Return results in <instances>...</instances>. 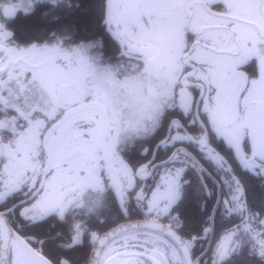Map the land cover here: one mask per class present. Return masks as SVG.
Here are the masks:
<instances>
[{"label":"snow or ice","instance_id":"snow-or-ice-1","mask_svg":"<svg viewBox=\"0 0 264 264\" xmlns=\"http://www.w3.org/2000/svg\"><path fill=\"white\" fill-rule=\"evenodd\" d=\"M0 264H264V0L0 3Z\"/></svg>","mask_w":264,"mask_h":264},{"label":"clouds","instance_id":"clouds-1","mask_svg":"<svg viewBox=\"0 0 264 264\" xmlns=\"http://www.w3.org/2000/svg\"><path fill=\"white\" fill-rule=\"evenodd\" d=\"M5 2V0H0V3ZM67 3H70V5L73 8H84L87 5H82V0H66ZM97 43H99L102 46V38L97 37L96 38ZM81 43H88V41H81ZM100 56H103V52H100ZM56 62L58 64L66 63L65 58L63 56H57ZM57 90L59 91L62 87H65L63 84H57L56 85ZM30 110V109H29ZM87 125V126H85ZM76 127L80 130L81 134L88 133L90 128L92 127V123L84 120H76ZM98 213L100 214V219L103 220L105 218V215L108 213V209L105 207H101L98 209ZM62 259H67L63 257Z\"/></svg>","mask_w":264,"mask_h":264},{"label":"flooded vegetation","instance_id":"flooded-vegetation-1","mask_svg":"<svg viewBox=\"0 0 264 264\" xmlns=\"http://www.w3.org/2000/svg\"><path fill=\"white\" fill-rule=\"evenodd\" d=\"M92 2V0H82V5H89ZM85 16L87 14H84ZM17 28H26V27H38L42 26L44 24L43 21L33 19V18H26L23 13L20 14V18L16 22ZM19 34V33H18ZM77 120H84L92 123V116L90 113L84 112L80 113L77 117ZM87 126V125H85ZM87 133H83V135H86ZM67 259H70L69 257H65Z\"/></svg>","mask_w":264,"mask_h":264}]
</instances>
